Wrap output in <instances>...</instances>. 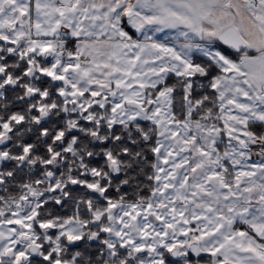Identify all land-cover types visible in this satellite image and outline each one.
Returning a JSON list of instances; mask_svg holds the SVG:
<instances>
[{
  "label": "snow or ice",
  "instance_id": "obj_1",
  "mask_svg": "<svg viewBox=\"0 0 264 264\" xmlns=\"http://www.w3.org/2000/svg\"><path fill=\"white\" fill-rule=\"evenodd\" d=\"M0 264H264V0H0Z\"/></svg>",
  "mask_w": 264,
  "mask_h": 264
}]
</instances>
